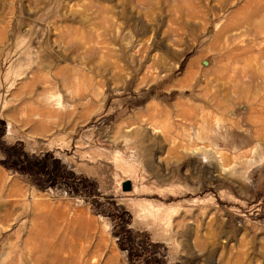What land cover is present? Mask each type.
<instances>
[{"label":"rangeland","instance_id":"1","mask_svg":"<svg viewBox=\"0 0 264 264\" xmlns=\"http://www.w3.org/2000/svg\"><path fill=\"white\" fill-rule=\"evenodd\" d=\"M0 264H264V0H0Z\"/></svg>","mask_w":264,"mask_h":264},{"label":"water","instance_id":"2","mask_svg":"<svg viewBox=\"0 0 264 264\" xmlns=\"http://www.w3.org/2000/svg\"><path fill=\"white\" fill-rule=\"evenodd\" d=\"M123 189H124L125 191H129V190L132 189V183H131L130 180H127L126 182H124V184H123Z\"/></svg>","mask_w":264,"mask_h":264}]
</instances>
